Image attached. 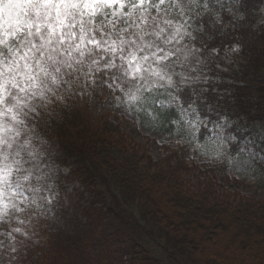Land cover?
Wrapping results in <instances>:
<instances>
[{
	"label": "trees",
	"instance_id": "16d2710c",
	"mask_svg": "<svg viewBox=\"0 0 264 264\" xmlns=\"http://www.w3.org/2000/svg\"><path fill=\"white\" fill-rule=\"evenodd\" d=\"M209 2L211 10H195L205 25L203 34L200 20H189L192 27L187 30L197 39L186 37L178 45L195 43L204 49L198 66L202 80L196 88L206 89L201 93L206 102L199 107L205 125L191 128L190 134L199 147L217 141L210 131L221 120L231 124L225 132L236 138L226 143L230 149L245 146V141L261 145L264 0H221L223 7ZM178 12L175 9L172 15L180 20ZM236 45L239 51H231ZM84 84L80 79L73 84L74 97L49 105L36 128L50 170L45 188L61 192L69 179H78L106 215L127 231L128 264H264V198L217 192L214 178L187 161L190 150L198 152L182 140V126L187 125L181 114L174 108L149 107L157 123L154 131L174 134L180 142L175 149L164 147L155 160L129 139L120 127L124 120L117 121L119 116L111 120L123 108L122 95L91 86L82 94ZM181 95L191 102L190 90ZM250 162L256 170L264 168L258 160Z\"/></svg>",
	"mask_w": 264,
	"mask_h": 264
},
{
	"label": "snow or ice",
	"instance_id": "6c2138e0",
	"mask_svg": "<svg viewBox=\"0 0 264 264\" xmlns=\"http://www.w3.org/2000/svg\"><path fill=\"white\" fill-rule=\"evenodd\" d=\"M215 3L223 7L221 0ZM197 8L211 10L212 4L209 0H0V228L8 226L0 237L13 241V254L19 255L29 242L39 245L27 225L34 212L52 204L41 195L50 170L36 128L49 105L77 94L73 84L81 76L82 94L89 86L119 90L131 101L150 100L161 108H174L194 131L205 125L199 107L206 102L201 95L206 89L196 88L202 80L198 66L204 49L195 43L178 46L186 37L197 39L187 30L192 27L189 20L199 19L203 34L205 25ZM175 9L180 20L172 15ZM203 82H208L206 76ZM185 90L191 91V102L182 97ZM165 95L166 100L159 99ZM229 127L221 120L214 124L212 131L221 146L236 139L226 134ZM260 140L264 145V135ZM248 156L264 162V148L253 141Z\"/></svg>",
	"mask_w": 264,
	"mask_h": 264
},
{
	"label": "rangeland",
	"instance_id": "374dc122",
	"mask_svg": "<svg viewBox=\"0 0 264 264\" xmlns=\"http://www.w3.org/2000/svg\"><path fill=\"white\" fill-rule=\"evenodd\" d=\"M11 11L15 13L16 10L12 8ZM152 14L156 15L155 9H152ZM115 74L118 77L121 75L119 72ZM81 79L84 77L81 76ZM117 91L122 95L123 108L111 120L115 121L114 118L119 116L117 121L126 122L120 127L129 139L141 145L155 160L161 156L164 147L175 149L179 145L180 142L173 139L174 134L171 136L154 131L157 123L149 108L152 105L150 100L131 101L124 92ZM148 95L144 93L145 97ZM159 99L166 100L167 96H160ZM184 124L187 127L182 126L185 128L182 140L192 144L198 152L190 150L186 155L187 161L196 165L206 176L214 178L218 193L264 198V168L256 170L253 163L244 157L248 156L252 145L245 141V146L230 149L229 145L221 146L219 140H213L199 147L194 144L190 125L185 121ZM210 133L215 137L212 130ZM255 144L262 147L257 141ZM212 151L215 155L209 157L207 154ZM260 164L264 167V162L260 161ZM188 179L195 183L192 175ZM41 195L51 199L52 204L34 212L32 223L27 225L34 233L32 239L38 241L39 245L29 242V246L21 248L17 255L11 252L13 241L0 237L4 241L0 246V264H128L131 240L127 231L118 221L106 215L104 208L78 179H69L61 192L45 188ZM16 219L12 217L13 224ZM39 256L44 258L40 260Z\"/></svg>",
	"mask_w": 264,
	"mask_h": 264
},
{
	"label": "clouds",
	"instance_id": "9594fccd",
	"mask_svg": "<svg viewBox=\"0 0 264 264\" xmlns=\"http://www.w3.org/2000/svg\"><path fill=\"white\" fill-rule=\"evenodd\" d=\"M236 48V51H239V45L234 46Z\"/></svg>",
	"mask_w": 264,
	"mask_h": 264
}]
</instances>
